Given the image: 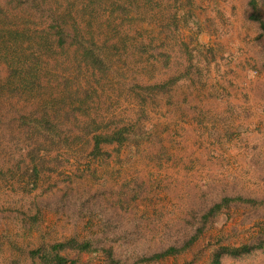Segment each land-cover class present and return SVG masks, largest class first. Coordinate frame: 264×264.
<instances>
[{
	"label": "rangeland",
	"instance_id": "obj_1",
	"mask_svg": "<svg viewBox=\"0 0 264 264\" xmlns=\"http://www.w3.org/2000/svg\"><path fill=\"white\" fill-rule=\"evenodd\" d=\"M262 23L264 0H0V264L57 242L78 264H264ZM54 24L67 43L31 48Z\"/></svg>",
	"mask_w": 264,
	"mask_h": 264
},
{
	"label": "trees",
	"instance_id": "obj_2",
	"mask_svg": "<svg viewBox=\"0 0 264 264\" xmlns=\"http://www.w3.org/2000/svg\"><path fill=\"white\" fill-rule=\"evenodd\" d=\"M34 1H36V0H34ZM26 11L28 12V9H26ZM31 15H33V14H31ZM252 17L256 18L255 15H253ZM262 25H264V24L262 23ZM27 30H30V29L24 28L25 34L27 33ZM76 30L78 31L77 28H76ZM32 33H33V35L30 34V36H28V39L30 37V40H28L30 47L34 48V46H35V48L42 50V51H44V50L52 51L55 48L56 44L60 45V46H64L67 43L68 36L70 35L69 33L66 32V29L62 28L61 24H54V25H49V26H38V27L35 26L34 32H32ZM77 37H78V34H77ZM93 46H94V43L91 41H86V45L85 44L83 45V47H84V53H83L84 59L87 63L93 65L94 67H98L100 69H103L104 67H106V62L104 61L103 57H101L95 51ZM34 53L35 52H33L34 56L31 54V56H30L31 59L27 60V62L29 61V63L32 66L36 67V63L38 61V56H36ZM36 73H37V71H36ZM165 88L166 87L162 86L161 89H165ZM101 139H105L106 141H109V142H114L115 140H117V136H115V135H106V136L97 135L95 137V145H94V149H93L94 154L100 152V150H101V148H100ZM36 152H37L36 148L34 147L29 151V154L32 155V153H33L35 155ZM32 159H34L33 156H32ZM28 171L30 172V174L33 177H38L39 169L36 165L32 166ZM218 206H220V205L218 204L217 207ZM70 245H74L73 242H71V243L70 242H57L51 246V250H52L51 253L46 252L44 250V248H42V247H38L36 249L31 250V254L34 257H36V256L40 257L43 264H78L76 260L69 259L67 256H65L59 252L61 249L65 248L67 246H70ZM86 245H89V244H85L84 246H86ZM174 251H176V249L174 247H171L165 253H171ZM215 264H221L219 256H217L215 258Z\"/></svg>",
	"mask_w": 264,
	"mask_h": 264
}]
</instances>
